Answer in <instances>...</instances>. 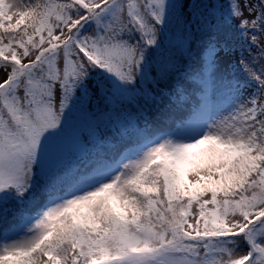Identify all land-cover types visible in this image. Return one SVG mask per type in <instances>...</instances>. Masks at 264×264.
<instances>
[{"label": "snow or ice", "instance_id": "snow-or-ice-1", "mask_svg": "<svg viewBox=\"0 0 264 264\" xmlns=\"http://www.w3.org/2000/svg\"><path fill=\"white\" fill-rule=\"evenodd\" d=\"M257 33L264 0H0V264H264Z\"/></svg>", "mask_w": 264, "mask_h": 264}, {"label": "trees", "instance_id": "trees-1", "mask_svg": "<svg viewBox=\"0 0 264 264\" xmlns=\"http://www.w3.org/2000/svg\"><path fill=\"white\" fill-rule=\"evenodd\" d=\"M220 31L222 33L227 32L230 36L229 49H226V51H232V52L238 53V60L234 61L233 64L240 61L241 59L246 60V61L251 60L252 57L257 54L258 50L256 46L250 43V40L248 37L241 35L242 30L239 28V24L233 21H230V23L226 25H222ZM257 35L260 37L259 38L260 41L264 43V35H261L259 33H257ZM205 39H207V37H205ZM260 64H264V60H260L259 63L255 65L257 70H259ZM254 87H255V84H253L252 87H249L247 89H249L252 92ZM156 119H157L156 116L152 117L153 121H155ZM161 119H162V115H161ZM13 201L14 200L9 201L8 204L6 205V207L10 209V211L8 212L10 213V220L8 221L12 220L13 215L15 213V211L11 209ZM5 223L6 222L4 221V224L0 226L4 227Z\"/></svg>", "mask_w": 264, "mask_h": 264}, {"label": "rangeland", "instance_id": "rangeland-1", "mask_svg": "<svg viewBox=\"0 0 264 264\" xmlns=\"http://www.w3.org/2000/svg\"><path fill=\"white\" fill-rule=\"evenodd\" d=\"M198 2H199V0H198ZM206 2L213 3V2H215V0H206ZM218 2L221 4L227 5L228 0H218ZM249 2L255 4V3H259V0H249ZM240 3L243 4V0H240ZM244 16L247 17L248 19L252 18L248 15V12L246 10L244 11ZM231 21H233L237 24L240 23L239 19H234ZM220 56L225 58L228 61H231L232 63H234V61L238 60V53L237 52L224 50L220 53ZM250 94H251V91L246 88L245 89V95L247 96ZM77 124H78L77 120H75V119L69 120L64 133L60 137H58L55 141V146H56L57 151L70 152L73 149L74 142H75V129L77 127ZM19 208H20V206L15 201H13L11 209H13L16 212L19 210ZM7 216H8V220H10V213H8ZM2 224H4V221L0 220V225H2ZM1 227L2 226H0V228Z\"/></svg>", "mask_w": 264, "mask_h": 264}]
</instances>
